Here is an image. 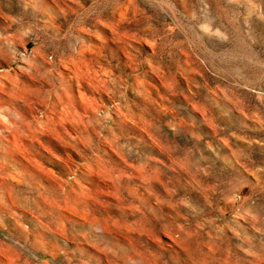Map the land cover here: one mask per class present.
Listing matches in <instances>:
<instances>
[{"label":"rangeland","instance_id":"1","mask_svg":"<svg viewBox=\"0 0 264 264\" xmlns=\"http://www.w3.org/2000/svg\"><path fill=\"white\" fill-rule=\"evenodd\" d=\"M0 264H264V0H0Z\"/></svg>","mask_w":264,"mask_h":264}]
</instances>
